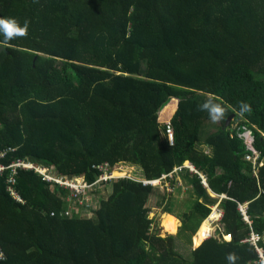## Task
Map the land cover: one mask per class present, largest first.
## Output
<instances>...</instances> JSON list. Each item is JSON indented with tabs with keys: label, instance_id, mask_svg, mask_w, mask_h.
<instances>
[{
	"label": "trees",
	"instance_id": "16d2710c",
	"mask_svg": "<svg viewBox=\"0 0 264 264\" xmlns=\"http://www.w3.org/2000/svg\"><path fill=\"white\" fill-rule=\"evenodd\" d=\"M0 18L28 22L26 37L4 43L0 35L1 162L41 163L88 182L106 162L137 165L147 180L187 162L198 170L179 172L193 191L187 210L178 214L172 196L160 198L163 213L182 221L178 235L162 237L147 206L155 188L140 179L102 181L92 190L103 191L96 208L34 170L8 168L0 172V246L7 256L0 264H229V253L235 264H258L264 0H0ZM210 96L227 110L220 123L198 110ZM240 101L252 107L243 118L234 111ZM159 119L169 120L175 144ZM249 133L259 165L247 159L255 155ZM219 201L225 230L218 233L233 240L206 239L185 258L178 239L192 243ZM252 232L258 246L243 243Z\"/></svg>",
	"mask_w": 264,
	"mask_h": 264
},
{
	"label": "rangeland",
	"instance_id": "374dc122",
	"mask_svg": "<svg viewBox=\"0 0 264 264\" xmlns=\"http://www.w3.org/2000/svg\"><path fill=\"white\" fill-rule=\"evenodd\" d=\"M168 122H169L168 119L160 120L161 125L167 126ZM246 144H247V142H246ZM259 159H260V157H258V159L256 160V163L253 161L252 162L255 165H259ZM102 164H108L109 167L112 166L108 162L102 163ZM112 167L113 168H111V171H108L110 177L105 179V180H109L110 178L111 179L118 178V177H121L122 175H125V176L126 175H133V176L139 175L138 179L141 178L142 172L140 171V169L138 168L137 165H134L131 163H126V162H121V163H118L117 165L112 166ZM55 174L59 177H64L65 179L71 178V179L77 181V183L81 186H83V182L85 180H87L84 174L72 176L69 174L62 173L61 171H55ZM136 174H138V175H136ZM100 175H101V173H100ZM186 184H187L186 180L182 178V183L181 182H180V184L178 183V185H182L184 187V189H182L181 191H179L175 187H172L171 189L165 188V190H163L164 188H163V186H159L160 184L154 185L156 194H154L153 197L149 200L147 206H149L150 211H151L150 212V218L155 219L156 222L158 223V226L154 225L152 229L154 231H158L160 236H162V237H167L169 235H178L180 232V228L182 226V221L176 216V218L179 220V227L177 230L178 232H175V233L167 232L165 226H163L164 215H172V214L163 213V211H162L163 208L158 207V202L160 201V198H162V195L167 194V195H169L167 197L172 196V198H174V200H175L176 206H174V208L177 211L176 213L179 214L180 212H184L185 210H187V207H188L187 205L188 204L190 205V203H191L190 201L193 200V191H191ZM95 185L98 186V188H103V185L101 184V182L97 183ZM158 190H160L159 194H161V195H157ZM91 195H92V191H91V187H90L86 191V194L84 195L85 196L84 200L86 199V201L90 202V204H92L93 206H95L97 208L99 206V203H101V196L103 195V191L101 194H98L96 196H93V195L91 196ZM212 195L215 196L214 194H212ZM222 198H224V197H222ZM84 200H82V201L84 202ZM89 214L92 215V213H89ZM212 216H214L213 219H211ZM222 220H223V210H222V208H220V201H219L218 203H216L212 207V212H211L210 216L201 224V226L197 230V233L192 237V243H187L185 241H182L181 239H178L179 251L185 256V258L191 259L192 249L196 248L197 244H199L206 237L207 238L208 237L209 238H218V239L220 237H223L224 240H226L228 242H231L233 240V238H231V237H230L231 240L226 238L227 233L219 235V233H218L219 230L223 231V232L225 230V226L222 223ZM244 220L247 221L246 217H244ZM248 224H249V222H248ZM251 237H252V234H250L243 241V243H252L250 241Z\"/></svg>",
	"mask_w": 264,
	"mask_h": 264
},
{
	"label": "built area",
	"instance_id": "2783aa9c",
	"mask_svg": "<svg viewBox=\"0 0 264 264\" xmlns=\"http://www.w3.org/2000/svg\"><path fill=\"white\" fill-rule=\"evenodd\" d=\"M166 134H167V137H168V139L170 141V144H174V142H173V136H175V135H173V129H172V126L170 125V123L167 125ZM244 137H245V140H246L248 146L250 147V149H252L255 152V155H251L250 154V155L247 156V158L249 160H251V161H253V162L256 163V160L258 159V157L260 155L254 149V139H253L252 133L247 134ZM5 157H6V154L1 155V157H0V172L3 173L8 168H12L14 174H16L17 168H19V167L25 168V169L34 170L37 174H39L47 182H51L53 184H59V185L64 186V187L71 188L73 190V196L76 197V198L83 197V200L85 198L84 195L86 194V191L90 187H91V191H92L94 189V187L96 186L95 184L100 183V182H102L105 179H107V178L110 177L108 171H111V168H113L112 166L109 167L108 164H99V165H96L95 167H97L99 169V171H101V175H99V178L96 179L94 182H88L87 180H85L83 182V186H81V185H79L77 183V181H75V180H73L71 178L70 179H65L64 177L57 176L55 174V172L53 171V169L50 166H47V165L44 166V165H42L40 163L28 162V161H15V162H12L10 164H6V163L1 162V160L3 158H5ZM184 168H190L192 172L198 173V170H196V168L193 165L186 164V165H184L182 167L176 168L173 173H164V174H162L157 179L147 180V179L140 178V180H142L144 184H150V185H153V186L160 184L159 186H163V188H164L163 190H165V188L171 189L172 187H174V184H173L171 178L177 177L178 183L179 184H180V182L182 183V178L179 175V172L183 171ZM136 175H138V174H136ZM121 177H131V178H134V179H138L139 175L138 176H133V175H126L125 176V175H122ZM202 177H203L204 183L206 184V178L204 176H202ZM10 181H11V183L15 184L16 183L15 176H13L10 179ZM10 189L12 190V193L14 194V196L16 197V199L22 201L21 198L19 197L17 191H16L15 185L14 186L12 185L10 187ZM241 211L245 215L246 220L251 224L252 222L250 221V217H248V215H247V213H248V207L246 205H241ZM230 237L233 238V235L230 234V233L229 234H226V238L227 239L231 240ZM259 240H260V236L258 235V233L252 232V237L250 239V241L252 242V244L258 246V241ZM257 252H258L259 258H260V260L258 261V264H264V251H263V249L257 247ZM6 258H7L6 253H5L4 249L2 248V246H0V260H6Z\"/></svg>",
	"mask_w": 264,
	"mask_h": 264
},
{
	"label": "clouds",
	"instance_id": "9594fccd",
	"mask_svg": "<svg viewBox=\"0 0 264 264\" xmlns=\"http://www.w3.org/2000/svg\"><path fill=\"white\" fill-rule=\"evenodd\" d=\"M27 34H28V22L27 21H25L23 26H20V24L14 18H7V19L0 18V35H3L4 43H7L8 41H11L16 38L26 37ZM198 110L202 112H206L208 114L209 120L213 123H220L224 121L227 115L226 108L221 103L216 102L215 98L211 96L207 100H205L202 104L198 105ZM234 111L236 112L237 116L243 118L246 116V114H250L252 112V107L249 103L245 101H240L238 102V107ZM173 142L175 144V139H173ZM186 164L193 165L191 162H187ZM223 197L225 198L226 196L224 195ZM241 205H240V208H241ZM241 213L243 217H245L242 211ZM247 215L248 217H250L249 213H247ZM223 217H224V211H223ZM227 234L229 233L227 232ZM208 238L206 237L204 241ZM226 258L229 264H235V262L238 259L235 253H229Z\"/></svg>",
	"mask_w": 264,
	"mask_h": 264
},
{
	"label": "bare ground",
	"instance_id": "6f19581e",
	"mask_svg": "<svg viewBox=\"0 0 264 264\" xmlns=\"http://www.w3.org/2000/svg\"><path fill=\"white\" fill-rule=\"evenodd\" d=\"M213 218L214 216L211 219ZM163 226H165L167 232H178L179 220L174 215H164Z\"/></svg>",
	"mask_w": 264,
	"mask_h": 264
},
{
	"label": "water",
	"instance_id": "95a60500",
	"mask_svg": "<svg viewBox=\"0 0 264 264\" xmlns=\"http://www.w3.org/2000/svg\"><path fill=\"white\" fill-rule=\"evenodd\" d=\"M4 49H5V46H1V47H0V56H1V54H2V52H3ZM233 119H234V117H233L232 119H230V122H231ZM228 124L230 125L229 122H228ZM203 242H204V240H202V241L200 242V244H202ZM200 244H199V245H200ZM199 245H198V246H199Z\"/></svg>",
	"mask_w": 264,
	"mask_h": 264
}]
</instances>
